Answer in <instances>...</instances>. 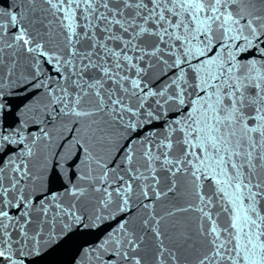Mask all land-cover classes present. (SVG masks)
<instances>
[{"label":"snow or ice","instance_id":"obj_1","mask_svg":"<svg viewBox=\"0 0 264 264\" xmlns=\"http://www.w3.org/2000/svg\"><path fill=\"white\" fill-rule=\"evenodd\" d=\"M264 264V0H0V264Z\"/></svg>","mask_w":264,"mask_h":264},{"label":"water","instance_id":"obj_2","mask_svg":"<svg viewBox=\"0 0 264 264\" xmlns=\"http://www.w3.org/2000/svg\"><path fill=\"white\" fill-rule=\"evenodd\" d=\"M66 258L67 257L63 255L54 253L49 257V260L44 262V264H60V262Z\"/></svg>","mask_w":264,"mask_h":264}]
</instances>
